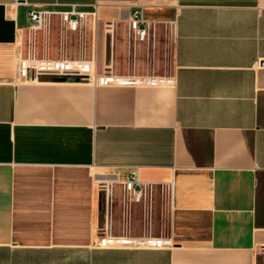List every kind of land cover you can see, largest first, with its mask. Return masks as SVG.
Masks as SVG:
<instances>
[{"label": "crops", "instance_id": "0c3cea01", "mask_svg": "<svg viewBox=\"0 0 264 264\" xmlns=\"http://www.w3.org/2000/svg\"><path fill=\"white\" fill-rule=\"evenodd\" d=\"M71 6L100 72L172 85L18 78L28 12ZM107 223L171 246L100 248ZM0 264H264V0H0Z\"/></svg>", "mask_w": 264, "mask_h": 264}, {"label": "built area", "instance_id": "2783aa9c", "mask_svg": "<svg viewBox=\"0 0 264 264\" xmlns=\"http://www.w3.org/2000/svg\"><path fill=\"white\" fill-rule=\"evenodd\" d=\"M86 15L85 12L78 11L74 6L62 12L32 8L28 12L30 25L27 31V53L25 58H20L18 61V78L26 79L31 76L35 79L39 77L73 79L91 84L94 87L158 88L172 85L173 81L169 77H133L115 75L106 70L100 72L97 69L94 53L89 59L84 57L78 59L36 57L34 55L32 47L35 32L44 30L54 16L58 17L65 30L73 33L82 29ZM91 19L92 26L95 28V13L91 14ZM94 28L93 38L95 36ZM128 29L129 39L132 42L141 43L148 38L150 24L144 18L142 7H136L130 12ZM123 187L124 191L131 195L132 201L138 202L140 200L142 184L138 179L137 169L131 170L123 183ZM99 232L97 244L100 248L161 249L171 246L170 240L165 237L127 238L113 236L108 223Z\"/></svg>", "mask_w": 264, "mask_h": 264}, {"label": "rangeland", "instance_id": "374dc122", "mask_svg": "<svg viewBox=\"0 0 264 264\" xmlns=\"http://www.w3.org/2000/svg\"><path fill=\"white\" fill-rule=\"evenodd\" d=\"M51 31L48 33L44 30L37 31L41 34L42 42L39 45V49L42 50L44 47L49 48L50 56L54 57H65L67 59H78L79 57L88 58L91 54V29L86 27V44L82 42V38L85 39L84 29L70 33L60 24L57 19H51L50 22ZM86 45V47H85Z\"/></svg>", "mask_w": 264, "mask_h": 264}, {"label": "water", "instance_id": "95a60500", "mask_svg": "<svg viewBox=\"0 0 264 264\" xmlns=\"http://www.w3.org/2000/svg\"><path fill=\"white\" fill-rule=\"evenodd\" d=\"M106 58H107V56H106ZM38 79L45 81V80H48V79H51V78H49V77H39Z\"/></svg>", "mask_w": 264, "mask_h": 264}]
</instances>
